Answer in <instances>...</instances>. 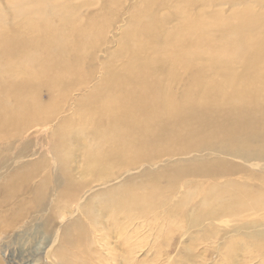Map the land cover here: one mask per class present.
Returning <instances> with one entry per match:
<instances>
[{"label": "bare ground", "instance_id": "1", "mask_svg": "<svg viewBox=\"0 0 264 264\" xmlns=\"http://www.w3.org/2000/svg\"><path fill=\"white\" fill-rule=\"evenodd\" d=\"M5 1L0 239L28 227L48 239L47 248L60 240L50 264H65L70 246L86 262L88 226L97 223L86 214L95 205L129 241L138 238L140 220L160 221L165 209L171 231L186 229L178 223L189 216L201 243L229 233L246 259L264 264V189L249 183L264 173V0H132L116 50L109 34L122 11L90 26L98 17L84 21L81 0ZM77 153L86 181L74 177ZM139 176L144 186L123 183ZM114 182L122 184L86 200L94 185ZM66 197L68 218L76 219L58 230L52 213ZM39 215L45 222L35 228Z\"/></svg>", "mask_w": 264, "mask_h": 264}, {"label": "rangeland", "instance_id": "2", "mask_svg": "<svg viewBox=\"0 0 264 264\" xmlns=\"http://www.w3.org/2000/svg\"><path fill=\"white\" fill-rule=\"evenodd\" d=\"M77 1L75 0V2ZM81 1L85 3L87 2L80 8V14L84 18L83 19L84 21L86 20L87 16L90 14H92L91 16H93V17L90 16L91 19L95 20L98 17L97 20L99 22L92 21L93 23L90 24V26L92 25L94 26L96 23L104 24L105 22L109 21L108 18L112 20V17L114 16L113 13L117 14V16L118 13H120L121 11L122 12L120 13V15L126 13V15H122L123 18L122 16L119 17L120 22L119 21L115 22L114 27L111 29L112 32L109 34L110 37L112 38L114 37V41L111 42V48L112 50H116L117 49L116 46H118L116 44L117 43L116 40L121 36L120 34L122 33V31L127 28L126 20L129 17V13H130L127 12L135 2L134 1L132 2V0H126L127 2H125L121 8H111V6H109L110 0H81ZM5 3H6L5 0H0V5L3 6ZM104 3L107 5H105ZM221 8L224 11L227 9V11H230L229 13L233 11L232 10L233 8H228V6L227 7L224 6ZM101 9L105 10V11L103 10L104 13L102 12ZM106 13L108 15H106ZM162 14L163 12L160 15L162 16ZM132 15L133 14H131L130 16ZM105 16L107 17L105 18ZM82 27L87 28V25L85 27L84 26ZM37 130L38 128L31 130V132H29L28 134L29 136L28 139L34 140L35 138H37L38 137ZM34 146L35 147L37 146L36 142H34ZM31 155L32 154H30L29 156ZM75 159H76V163L74 164L75 166L74 177L79 181L88 180L89 178L83 179L82 175H80V168H81V164L83 163L80 161L79 153L75 155ZM234 163L239 164L236 161H234ZM159 170L161 169L159 168L157 171ZM149 173L154 174L157 172L153 171ZM254 173L258 176V178L260 177L264 179V173H257V172ZM145 175L148 174L146 173ZM140 177L141 176L133 177L128 180H123V183L128 182L129 180H133V181L136 180L135 183L144 186L146 183H142L139 179ZM258 178L255 181H250L249 183L250 184L254 183L259 186L261 185L262 189H264L263 183L259 182ZM237 180L243 182L245 181V180H240L238 178ZM120 184L122 183L114 182L112 184L103 187L93 184L94 186L92 188V193L86 200H101L103 196H99V194L102 193V189L111 188L113 185L119 186ZM48 187H49L48 194L50 197L49 201L55 202L56 182L52 180L48 184ZM62 187L63 186H59V190L62 189ZM28 198H31V196H29ZM72 200H74V198H72ZM175 202H176L175 200H172L169 205L173 206ZM67 203H68V198L66 197L63 200H60L59 207L54 209V213H52L54 215L53 216L54 222H56V224L54 223V227L55 226L57 227L58 224H60L59 226L66 225L68 223L67 220H72L74 218L76 219V216L74 217L71 216L72 218H68L70 215H68L69 213H67V209H66ZM98 206H99L98 204L95 205V208L92 210V212L90 214L89 213L86 214V216L90 215L91 217L97 218V223L96 222L92 223L93 228H91L90 225L88 226V234H89L88 236L90 237L92 247L91 246L87 247L88 244H86L85 249L87 250V248H89V250L86 251L89 258L86 260V262L82 261L80 260L81 255H78L79 251L78 252L74 251V249L71 246L69 247L71 250L68 247H65V250L63 252V260L64 259L66 260L65 264H79V263L80 264H84V263L111 264L115 259H117L115 264H248V263L254 264L255 262V261L251 262L250 260L246 259V255H248V253L242 252L243 251L242 249H244V245H241L240 242H238L239 244L236 243L235 241L233 242L232 239L235 237L233 235L230 236L231 234L229 233L221 234L220 232H218L215 234V237H207V240L201 238L202 243L201 241H198L200 235L202 234L201 228L199 229L195 228L189 230L190 229L189 220H191V217L189 216L183 218V221L178 223L179 227H182L183 225L186 229L183 230L181 229L179 232H175L174 230L171 231L169 228L172 227V223L170 222L169 217L164 216L165 209H160L158 211V214L161 216L160 221L147 224L142 220H140L139 222L140 224H142L141 225L142 227L138 230V234L140 233L138 235V238L134 237L132 241H129L130 239L126 240V236L122 233V230L115 227V225L113 224L112 220L114 219L111 217V215L107 211L100 212ZM77 212L80 213L81 211L78 210ZM260 215L261 214L255 215L251 219L258 218L260 217ZM78 218H81L83 221H85L86 219L85 216L81 217V215H78ZM184 220H186V223L184 222ZM243 221L246 220H242L239 222H243ZM44 222L45 220L43 219V216L39 215L37 216L36 220L33 222V225L35 223L34 226H36L35 228H37V226H39ZM59 226L57 228L58 230H59ZM131 232H132V228H130V233ZM181 232L184 233L185 235H182ZM232 234L235 233L232 232ZM53 235L54 232L51 234V237ZM8 236H4L3 237L4 239L2 238L3 240L0 239V248H2V250H0V264H50L49 257L51 258L50 259L51 262L55 261L56 258L55 251L58 248L60 240L56 239V241H54V245L52 244L50 248H47L46 245L48 244V239L44 237L42 234H39L36 231L29 229L28 227L26 229L16 230L15 232L9 234ZM58 236H60V232ZM137 242H139V244H136ZM131 244L132 246H135V248L133 249V251H131V254L129 256L128 254L130 252L129 245ZM190 245H194V247L193 246L191 247L192 249H194L193 250L194 252L189 253V251H184L185 247ZM1 251H5V252L3 253ZM89 252L93 253V255L89 254ZM110 254H114V256ZM108 256L110 257L109 259L107 258ZM66 258H68L69 260ZM188 258H190V262L191 259H193V263H190L188 261ZM106 259H108L110 262L108 261L106 263L105 262ZM184 259H185L184 261L185 263L183 262ZM53 264H55V262Z\"/></svg>", "mask_w": 264, "mask_h": 264}]
</instances>
